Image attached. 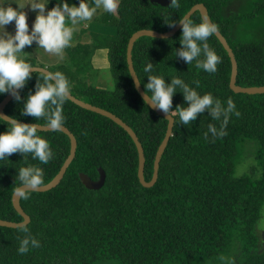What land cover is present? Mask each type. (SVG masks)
<instances>
[{
    "label": "trees",
    "instance_id": "1",
    "mask_svg": "<svg viewBox=\"0 0 264 264\" xmlns=\"http://www.w3.org/2000/svg\"><path fill=\"white\" fill-rule=\"evenodd\" d=\"M62 2L78 7L80 0L46 3L54 7ZM86 2L92 6V0ZM170 3L161 6L149 0H119L118 11L106 12L100 19L107 31L86 30L85 40L65 48L68 54H77L69 56L70 64L46 67L64 74L71 95L111 112L131 128L142 147L145 181L151 177L166 120L153 112L133 87L125 62V45L132 32L166 31L191 5L202 3L233 53L235 84L264 85V0H178L175 8ZM190 17L194 23L201 22L197 11ZM181 35L180 27L167 38L141 36L134 41L131 62L140 86L145 92L147 75L169 84L178 77L199 95L210 93L225 108L231 98L239 116L229 114L224 129L227 134L213 137L208 133L210 124L220 130L223 116L215 120L205 111L189 125L181 124L178 115L173 117L156 179L144 187L136 177V149L128 134L110 119L67 99L62 106L63 126L76 141L73 158L54 187L28 191L27 200L19 197V205L29 217L24 225L29 231L0 226V264H218L224 256H231L232 249L247 253L254 246L253 230L264 203V92L236 93L228 87L229 59L214 35L207 43L221 58L217 71L199 69L195 61L187 65L176 56ZM99 48L106 50L111 90L77 77L84 71L74 58L89 62L91 53ZM148 63L153 67L145 73ZM40 75L32 73L19 90V102L12 96L3 106L7 116L46 124L44 118L21 114ZM181 91L176 88L170 111L177 105L187 106ZM5 94L0 93V100ZM6 131L7 124L0 119V133ZM37 135L49 142L53 153L49 163L20 153L0 160V219L21 221L11 205V193L20 185L17 175L21 167L41 168L46 183L68 153V138L61 131H38ZM243 140L250 141L246 143L250 165L247 172L236 175L233 164ZM98 168L104 173L103 184L97 189L85 188L78 173L95 180ZM29 234L40 247L30 244L28 252L20 254V239Z\"/></svg>",
    "mask_w": 264,
    "mask_h": 264
},
{
    "label": "clouds",
    "instance_id": "2",
    "mask_svg": "<svg viewBox=\"0 0 264 264\" xmlns=\"http://www.w3.org/2000/svg\"><path fill=\"white\" fill-rule=\"evenodd\" d=\"M46 4L42 0H30L27 3L31 10L37 13L29 32L27 16L22 11L25 4L13 8L10 5L4 6V0L0 2V93H10L17 102L21 99L19 90L25 87L26 81L31 79L33 72L37 71L18 55L26 46L30 47L35 42L46 53L63 59L64 49L71 46L75 25L81 21H90L98 9L115 14L119 8V0H92V6L86 0H80L78 7L62 2L47 11ZM169 6L178 7V0H171ZM13 22L15 34L10 35L4 31V28ZM69 22L72 26H68ZM179 24L182 38L176 56L187 65L195 61L197 68L215 73L217 65L222 61L207 41L218 31V26L206 17L202 18L200 23H194L187 14L179 19ZM169 26L174 27L175 22L169 23ZM201 56L203 59H200ZM152 67V63H148L144 72L150 73ZM40 72L41 75L35 84V92L27 96L21 114L34 117L36 120L44 118L49 130L59 131L64 124L62 106L70 96L69 82L61 72L52 73L45 70ZM132 73L139 86L140 79L134 72ZM147 77L145 102L151 108L164 113L171 121L178 115L181 124L189 125L199 114L207 111L215 120H220L223 116L220 130L215 125L208 126V133L213 137H223L227 134L224 129L229 114L235 112V115L239 116L231 98L228 99L225 108L218 99L214 100L210 93L201 96L178 77H173L170 84L156 75H147ZM177 87L182 90L187 106L177 105L175 111H170L172 97ZM149 92L151 95L148 94ZM3 121L7 124V131L0 133V160L20 153L23 157L31 154L33 159H38L42 164L49 163L53 153L49 142L37 135L40 125L21 123L14 117H4ZM208 133L204 134L205 139L208 138ZM43 176V170L39 167L33 165L21 167L17 175L20 186L15 189L16 195L27 200L28 191L38 190L44 184ZM20 230L24 233L29 231L24 225L20 226ZM30 244L33 248L40 247L39 241L29 234L20 239L18 252L27 253Z\"/></svg>",
    "mask_w": 264,
    "mask_h": 264
},
{
    "label": "water",
    "instance_id": "3",
    "mask_svg": "<svg viewBox=\"0 0 264 264\" xmlns=\"http://www.w3.org/2000/svg\"><path fill=\"white\" fill-rule=\"evenodd\" d=\"M152 3H156L159 4L161 6H165L168 5L171 0H149ZM197 11L199 14L200 19L202 20V18H207L208 20V14H207V10L206 7L202 4V3H195L193 5H191L189 7V9L181 16V18L184 15H191L193 12ZM211 22V21H210ZM212 23V22H211ZM180 24H179V20L175 23L174 27L169 28L166 31L163 32H158L152 29H138L135 30L134 32H132L127 41H126V45H125V62H126V67H127V71L128 74L131 78L133 87L135 89V91L137 92V94L139 95V97L143 100V102L156 114L162 116L165 120H166V125H165V130H164V134L162 139L160 140L155 153H154V157H153V161H152V173H151V177L148 181H145L143 179V153H142V147L141 144L139 143V141L137 140V137L135 135V133L131 130V128L125 124L120 118H118L117 116H115L114 114H112L111 112L102 109L100 107H97L95 105H91L87 102H84L78 98H76L75 96L71 95L69 96L68 100L71 101L72 103H74L75 105L95 112L99 115H102L108 119H110L111 121H113L115 124L119 125L130 137V139L132 140L135 149H136V157H137V168H136V177L137 180L139 182L140 185L144 186V187H149L151 186L157 176V167H158V161L159 158L161 156V153L166 145V142L168 140V137L171 133V128H172V123H173V119L171 121L170 118H167L165 116L164 113H162L159 110L153 109L151 108L144 99V91L142 90L140 84L139 86H137L136 82H135V77L133 75L132 72H134L133 67H132V62H131V48L132 45L134 43V41L141 37V36H149V37H153V38H159V39H163V38H167L172 36L179 28H180ZM215 38L218 40V42L221 44L222 48L225 50L228 59H229V63H230V72H229V80H228V87L233 91V92H240V93H246V94H255V93H262L264 92V85H260V86H247V87H241L235 84V75H236V62L233 56V53L230 49V47L228 46L225 38L219 33V31H217L214 34ZM34 68L37 69V72H40V70H45L47 72H50L47 68L42 67V66H35L32 65ZM41 73V72H40ZM135 73V72H134ZM12 98V95L10 93H6L0 100V119L3 120L4 117H9L7 116L3 111V106ZM168 119V120H167ZM21 123H28V124H36V123H31V122H24V121H19ZM40 125L39 127V131H48L49 129L46 127V124H38ZM62 133H64L67 138H68V142H69V147H68V153L66 155V157L64 158L62 164L60 165L58 171L56 172V174L46 183H44L38 190H35L36 192H43L46 190H49L50 188L54 187L59 180L61 179L66 167L68 166L69 162L71 161V159L73 158L74 155V151H75V146H76V141L74 136L72 135V133L65 127L63 126L61 128ZM78 178L80 180V182L83 184V186L87 189H97L99 188L102 184H103V180H104V173L103 171L98 168V176L95 180H91L87 175L82 174V173H78ZM20 186V185H19ZM17 186V187H19ZM16 187V188H17ZM15 188V189H16ZM15 189L13 190V192L11 193V205L13 207V209L21 216V221L18 222H14V221H7V220H3L0 219V226H4V227H9V228H16V227H20L21 225H25L28 223L29 221V217L28 215L21 209L18 199L19 197L16 195L15 193Z\"/></svg>",
    "mask_w": 264,
    "mask_h": 264
},
{
    "label": "rangeland",
    "instance_id": "4",
    "mask_svg": "<svg viewBox=\"0 0 264 264\" xmlns=\"http://www.w3.org/2000/svg\"><path fill=\"white\" fill-rule=\"evenodd\" d=\"M0 2H3V0H0ZM30 0H4V6H11L13 8H18V5L25 4L22 11L27 16V24L29 27V32H31L32 24L35 20L36 12L32 11L30 6L27 5ZM42 2H47V0H42ZM46 11L50 10L52 7H49L46 4ZM106 12L103 9H98L96 14L93 16V18L90 21H81L77 25H75V31L73 33V38L71 41V46H74L76 43L85 40L83 35L86 33V30L91 31H98L99 28L103 31H107V28H105L102 23L100 22V19H102L103 15ZM68 26H72L70 22L68 23ZM4 31L9 33L10 35L15 34V24L10 23L5 26ZM81 32V33H80ZM80 33V35H79ZM80 40V41H79ZM70 46V47H71ZM104 48L96 49L93 53H91L89 57V62L86 59H81L80 56L74 58L77 62V64L81 65L80 69L84 71L77 73V77L79 79H82L87 83L94 87L105 89V90H111L113 87L112 80L108 71L107 67V59L105 54ZM20 58L26 60H30V63H32L35 66H42L47 67L49 69H52L53 66L57 64H70V57L69 56H76L77 54L74 52L73 54H68L64 49V55L63 59L50 55L46 53L42 48H39L38 45L33 42V44L30 47H25L23 49V52L18 54ZM76 65L73 67L75 68ZM244 141V140H243ZM250 141H244L243 144L240 145L238 154L236 155L234 159V167L233 171L234 174L239 175L241 173L247 172L248 167L250 165V158L251 156L247 153L248 150L246 148L249 146L246 143ZM260 216H264V203L261 206ZM260 218V217H259ZM234 253L231 254V256ZM227 259L230 258V256H226Z\"/></svg>",
    "mask_w": 264,
    "mask_h": 264
},
{
    "label": "flooded vegetation",
    "instance_id": "5",
    "mask_svg": "<svg viewBox=\"0 0 264 264\" xmlns=\"http://www.w3.org/2000/svg\"><path fill=\"white\" fill-rule=\"evenodd\" d=\"M255 244L247 253L241 249L233 251L229 259L226 256L218 264H264V216H260L254 227Z\"/></svg>",
    "mask_w": 264,
    "mask_h": 264
}]
</instances>
